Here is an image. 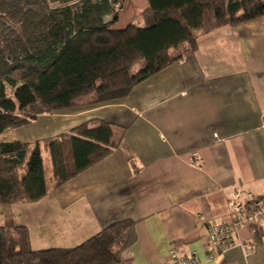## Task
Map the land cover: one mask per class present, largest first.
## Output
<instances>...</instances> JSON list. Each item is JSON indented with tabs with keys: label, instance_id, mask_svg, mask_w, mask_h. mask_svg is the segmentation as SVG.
<instances>
[{
	"label": "crops",
	"instance_id": "0c3cea01",
	"mask_svg": "<svg viewBox=\"0 0 264 264\" xmlns=\"http://www.w3.org/2000/svg\"><path fill=\"white\" fill-rule=\"evenodd\" d=\"M95 121L113 124L117 147L61 185L51 175L37 201L0 205V226L25 227L41 250L131 220L135 241L116 264H169L171 247L202 258L207 224L230 218L233 186L264 194V16L200 36L124 98L40 114L11 134L34 143ZM238 240L253 252L236 246L204 264H264V221Z\"/></svg>",
	"mask_w": 264,
	"mask_h": 264
},
{
	"label": "trees",
	"instance_id": "16d2710c",
	"mask_svg": "<svg viewBox=\"0 0 264 264\" xmlns=\"http://www.w3.org/2000/svg\"><path fill=\"white\" fill-rule=\"evenodd\" d=\"M146 2L143 25L113 28L117 16L111 23L106 17L117 0H0V205L47 194L43 147L55 186L117 147L106 121L34 143L13 138L15 128L40 114L124 98L192 54L200 36L264 16V0ZM134 241L131 220L112 222L74 247L41 250L31 249L25 227L0 226V264H116Z\"/></svg>",
	"mask_w": 264,
	"mask_h": 264
},
{
	"label": "built area",
	"instance_id": "2783aa9c",
	"mask_svg": "<svg viewBox=\"0 0 264 264\" xmlns=\"http://www.w3.org/2000/svg\"><path fill=\"white\" fill-rule=\"evenodd\" d=\"M226 205L230 218L213 220L207 224L206 236L201 245L203 257H199L194 250L183 254L171 247L167 253L169 264H204L236 246L241 247L245 255L253 252L252 244L238 240L239 232L247 223L264 221V194L233 186Z\"/></svg>",
	"mask_w": 264,
	"mask_h": 264
},
{
	"label": "rangeland",
	"instance_id": "374dc122",
	"mask_svg": "<svg viewBox=\"0 0 264 264\" xmlns=\"http://www.w3.org/2000/svg\"><path fill=\"white\" fill-rule=\"evenodd\" d=\"M118 3L114 6L113 14L106 17V20L111 23V20L114 16H117V21L111 23V27L113 28H123L129 23H133L136 25H143V19H142V12L145 9L147 2L146 0H117ZM141 62L136 63L131 71H136L141 66ZM84 101V100H82ZM61 111V110H60ZM62 134V133H60ZM60 134H57L55 136H58ZM13 138L14 135H12ZM3 137V135H2ZM9 137H11L9 133ZM54 137V136H52ZM12 138V137H11ZM50 138V137H48ZM16 139V138H15ZM47 139V138H45ZM41 156L43 159V166L45 169L46 174V181L48 182L51 177V169H50V163H49V155L48 151L46 149H42Z\"/></svg>",
	"mask_w": 264,
	"mask_h": 264
}]
</instances>
